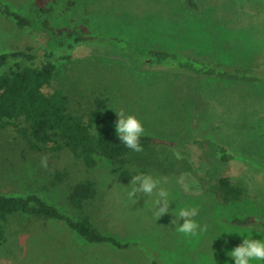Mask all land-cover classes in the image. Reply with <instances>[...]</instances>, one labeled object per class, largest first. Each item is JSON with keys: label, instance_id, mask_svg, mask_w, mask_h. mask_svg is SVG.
Listing matches in <instances>:
<instances>
[{"label": "rangeland", "instance_id": "rangeland-1", "mask_svg": "<svg viewBox=\"0 0 264 264\" xmlns=\"http://www.w3.org/2000/svg\"><path fill=\"white\" fill-rule=\"evenodd\" d=\"M0 1L32 19L30 31L0 13V52L30 46L37 64L51 52L57 68L46 91L62 88L74 112L90 107L93 92L103 93L110 97L105 115L114 125L115 110L123 109L138 116L144 134L179 142L132 152L133 162L122 166L99 157L87 169L69 152L54 156L46 149L31 150L8 125L0 131L1 193L35 192L61 211L89 215L104 233L137 245L119 249L90 243L64 221L17 213L9 217L8 237L0 244L2 264H152L154 259L160 264H214V258L224 264L229 259L220 250L225 236L227 247L243 237L221 234L212 243L221 226L264 229L230 222L247 215L264 220V82L198 77L142 63L150 47L240 66L263 65L264 0H198V11L185 0H56L46 15L55 28L81 30L86 25L96 37H120L146 47L137 46L138 56L109 40L76 42V36L46 29V16L36 10L34 0ZM220 145L231 152L230 160L222 159ZM64 166L70 170L68 180L51 185L50 172ZM128 168L159 177L178 204L198 209L194 219L207 230L185 237L170 224L171 212L158 219L153 215V198L130 200L135 172ZM220 175L244 187L241 200L216 199ZM86 177L95 179L98 195L79 212L66 194L70 183Z\"/></svg>", "mask_w": 264, "mask_h": 264}, {"label": "trees", "instance_id": "trees-1", "mask_svg": "<svg viewBox=\"0 0 264 264\" xmlns=\"http://www.w3.org/2000/svg\"><path fill=\"white\" fill-rule=\"evenodd\" d=\"M55 1L34 0V5L39 13L46 16L52 11V4ZM185 4L195 11L201 9L198 0H185ZM0 13L13 19L20 28L32 31L30 17L13 11L1 1ZM42 24L57 34L67 33L69 36H76L74 38L76 42L99 39L118 43L122 50L132 55L135 53L138 56V47L146 48L120 37H96L90 33L86 25H82L81 30L69 26L55 28L47 16L43 18ZM144 56L142 63L171 72L244 83L264 82V64L240 66L231 62L208 60L182 52L150 47L145 49ZM37 61V55L30 46L0 52V131L12 125L31 150L46 149L54 156L69 152L87 169L94 168L99 157L106 158L118 166L132 163V151L119 143L114 124L105 115L110 97L93 92L90 107L82 112H74L70 107V97L62 88L45 90L46 87L52 86L57 68L53 54L46 51L39 64ZM141 144L142 149H150L156 146L175 147L179 142L144 134L141 137ZM219 149L224 161L232 158L227 147L220 145ZM49 175L50 184L56 186L68 180L70 170L65 166L55 168ZM214 194L216 199L223 203H234L241 200L244 187L233 183L230 176L220 175L214 187ZM97 195V182L92 177H86L69 184L66 199L75 210L83 212L88 202ZM17 213H24L37 219L64 221L69 228L90 243H110L119 249L137 245L133 240L123 241L114 235L104 233L89 215L74 217L61 211L58 205L35 192L27 194L0 192V244L8 237L9 217ZM230 222L239 227L253 225L264 227V220L257 215L234 217ZM152 264L160 263L154 259Z\"/></svg>", "mask_w": 264, "mask_h": 264}, {"label": "clouds", "instance_id": "clouds-1", "mask_svg": "<svg viewBox=\"0 0 264 264\" xmlns=\"http://www.w3.org/2000/svg\"><path fill=\"white\" fill-rule=\"evenodd\" d=\"M115 112L117 120L114 128L119 143L123 144L132 152H140L142 150L141 137L145 133L142 121L136 114L126 113L123 109L115 110ZM128 169L135 172V175L132 176L129 183L130 189L127 192V197L130 200L137 202L141 197H146V201L149 198H153L152 202L155 206L153 215L158 219L164 213L171 212L173 218L170 224L174 225L177 233L185 237L196 236L198 233L202 234L207 230L206 225H201L194 219L198 214V209L196 207L178 204L177 199L171 195L169 189L162 186L159 177L151 173L139 172L132 168ZM173 201L176 202L175 207L170 208L169 205ZM233 233L240 234L243 238L235 246L227 247L230 241L225 236L224 244L220 250L229 259L224 264H264V229L257 228L249 230L221 226V230L213 238L212 243L221 234ZM213 252L214 249L211 253V256L214 258ZM209 264H212V261H209ZM214 264H217L215 258Z\"/></svg>", "mask_w": 264, "mask_h": 264}]
</instances>
